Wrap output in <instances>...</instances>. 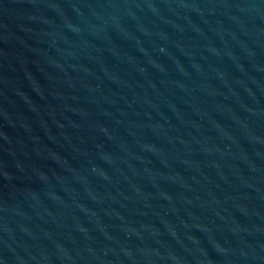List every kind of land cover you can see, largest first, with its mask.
<instances>
[{
	"label": "water",
	"instance_id": "95a60500",
	"mask_svg": "<svg viewBox=\"0 0 264 264\" xmlns=\"http://www.w3.org/2000/svg\"><path fill=\"white\" fill-rule=\"evenodd\" d=\"M0 264H264V0H0Z\"/></svg>",
	"mask_w": 264,
	"mask_h": 264
}]
</instances>
